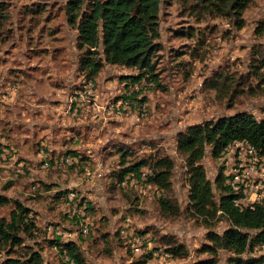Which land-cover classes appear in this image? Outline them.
I'll list each match as a JSON object with an SVG mask.
<instances>
[{
	"label": "rangeland",
	"instance_id": "374dc122",
	"mask_svg": "<svg viewBox=\"0 0 264 264\" xmlns=\"http://www.w3.org/2000/svg\"><path fill=\"white\" fill-rule=\"evenodd\" d=\"M66 4L0 0V193L32 209L40 230L26 243L40 248L46 264H66L52 244L56 238L76 241L87 264L208 259V231L223 234L231 221L219 211L208 226L193 210L177 137L189 125L238 111L264 116V34L257 33L264 27V0L244 12L242 28L194 0H162L158 81L105 60L95 75L80 68L78 30ZM64 100L74 114L51 124L57 118L43 109ZM120 100L129 107L118 111ZM166 155L175 161L169 190L145 175L120 179L128 165ZM202 163L218 200L222 159L208 150ZM161 198L173 208H163ZM13 208L5 205L0 216L9 218ZM85 220L88 232L82 231ZM180 244L181 254L169 250ZM8 249L0 246V264ZM235 255L221 249L217 264H236Z\"/></svg>",
	"mask_w": 264,
	"mask_h": 264
},
{
	"label": "trees",
	"instance_id": "16d2710c",
	"mask_svg": "<svg viewBox=\"0 0 264 264\" xmlns=\"http://www.w3.org/2000/svg\"><path fill=\"white\" fill-rule=\"evenodd\" d=\"M194 1L195 6L203 11L228 16L242 28L246 23L244 12L255 0ZM161 4L162 0H67L68 21L78 30L80 68L95 75L105 60L135 67L143 71L140 77L147 74L151 80L158 81L155 70L156 54L160 49L157 40L160 37ZM257 33L264 34L262 25L257 27ZM237 140H248L264 155V116L258 118L250 111H238L189 125L177 137L178 151L188 168L193 210L203 216L208 226L219 211L231 221V226L223 234L212 229L208 231L210 243L205 244L203 250L211 256L198 264H217L221 249L233 251L236 264H255L257 259L243 258L241 254L264 241V206L257 204L255 208L245 210L237 208L222 171L216 180L220 190L216 200L213 182L202 163L208 150L213 157L220 158L226 147ZM144 166H149L151 172L145 174ZM174 167L175 161L171 157L158 156L128 165L120 179L123 181L130 173L139 178L145 175L149 183L167 191L172 186ZM10 203H14L10 217L0 216V246L9 247L2 264H46L40 248L26 243L40 230L32 209L21 200L0 193V211ZM161 204L163 208H173L169 199L161 198ZM52 244L67 258L66 264H87L76 241L64 242L56 238ZM169 250L181 254L185 248L180 244Z\"/></svg>",
	"mask_w": 264,
	"mask_h": 264
},
{
	"label": "built area",
	"instance_id": "2783aa9c",
	"mask_svg": "<svg viewBox=\"0 0 264 264\" xmlns=\"http://www.w3.org/2000/svg\"><path fill=\"white\" fill-rule=\"evenodd\" d=\"M129 105L128 101L120 100L115 108L121 111ZM221 159L225 182L233 194V204L240 210L253 209L257 204L264 206V155L248 140H237L226 147ZM82 231H89L86 220L82 223ZM135 248L140 249L139 246ZM249 249L248 256L257 259L255 264H264V241Z\"/></svg>",
	"mask_w": 264,
	"mask_h": 264
},
{
	"label": "crops",
	"instance_id": "0c3cea01",
	"mask_svg": "<svg viewBox=\"0 0 264 264\" xmlns=\"http://www.w3.org/2000/svg\"><path fill=\"white\" fill-rule=\"evenodd\" d=\"M83 105H84L83 103L77 104V106H83ZM69 109H70V107L68 106L67 101L64 100L59 104H54L50 108L43 109V111L46 110L47 113H50L49 115L53 114L57 118V119H55L54 117H52L50 120L51 124H55L56 122H58V124H59L60 120L62 122H65V121L67 122V120L69 121L71 119V115L74 113H69ZM84 110L85 109H83L82 111H84ZM46 118H49V117L47 116ZM79 119H81L83 121V118L79 117ZM25 138H27V137H25Z\"/></svg>",
	"mask_w": 264,
	"mask_h": 264
}]
</instances>
